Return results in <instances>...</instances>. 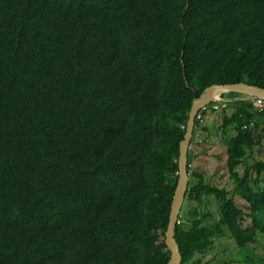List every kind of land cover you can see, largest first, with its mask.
<instances>
[{
    "label": "trees",
    "instance_id": "16d2710c",
    "mask_svg": "<svg viewBox=\"0 0 264 264\" xmlns=\"http://www.w3.org/2000/svg\"><path fill=\"white\" fill-rule=\"evenodd\" d=\"M239 83L264 89V0H0V264H167L192 102ZM222 98L232 192L188 150L180 264L226 236L264 264V159L247 163L264 107Z\"/></svg>",
    "mask_w": 264,
    "mask_h": 264
},
{
    "label": "rangeland",
    "instance_id": "374dc122",
    "mask_svg": "<svg viewBox=\"0 0 264 264\" xmlns=\"http://www.w3.org/2000/svg\"><path fill=\"white\" fill-rule=\"evenodd\" d=\"M231 110L227 108L224 111V115L229 116ZM222 112L218 111L215 113L208 114L204 122L201 123L200 129L196 132L195 138L189 149L196 156L195 167H198L199 171L202 172L203 178L206 183L217 187H225L231 194L232 182L228 180V174L223 169L224 162L226 159V142L230 137L234 135V132L227 130V135L225 139L222 137L221 119ZM260 132L263 133V140L261 146L255 147L252 151L249 159L248 165L253 164L256 161H261L264 159V127L263 123H260L259 128L255 130V134L258 135ZM193 137L191 138L192 141ZM241 173V171H240ZM208 205L201 208L202 214H210L211 220H217V205L212 198L207 199ZM236 202H239L236 199ZM193 203H188L183 205L181 213L184 216L189 210V207H193ZM259 241L264 244V239L260 237ZM254 249V251L260 256L263 253V245H253L249 249ZM249 251L247 248L242 251V257L238 253V248L236 247L234 241L229 237H223L221 239H215L214 245L203 255H196L194 260L200 262V264H243L244 256Z\"/></svg>",
    "mask_w": 264,
    "mask_h": 264
},
{
    "label": "water",
    "instance_id": "95a60500",
    "mask_svg": "<svg viewBox=\"0 0 264 264\" xmlns=\"http://www.w3.org/2000/svg\"><path fill=\"white\" fill-rule=\"evenodd\" d=\"M228 93L242 95L247 98H258L264 100V89L249 86L244 83L235 85L211 86L205 89L198 98L193 100L186 123L185 134L183 136V140L179 144V157L177 161V182L171 201L168 226L164 234L165 246L170 253L169 261L167 264L181 263V256L179 254L178 246L175 243L173 236L176 220L181 211L185 194L187 192V152L189 150V145L193 135L195 116L200 109L217 100L220 95ZM214 94H217V97L215 99H212V96Z\"/></svg>",
    "mask_w": 264,
    "mask_h": 264
},
{
    "label": "clouds",
    "instance_id": "9594fccd",
    "mask_svg": "<svg viewBox=\"0 0 264 264\" xmlns=\"http://www.w3.org/2000/svg\"><path fill=\"white\" fill-rule=\"evenodd\" d=\"M222 95H223V94H222ZM222 95H220V96L217 98V100H215L214 102H211V103H221V104H214V105L219 106V109H218V110H213L214 112H218V111H222V110L226 109V106H227V104L229 103V101H228L227 99H223V98H222ZM244 97H245V96H244ZM242 100H244V101H246V100L250 101V102L252 103L253 107H255V108H257V109H261V108L264 107V100H262V99H258V98H247V97H245V98H243ZM256 100H261L262 105H261L260 107H256V106H254V102H255ZM222 105H224L223 108L221 107ZM224 111H225V110H224ZM197 113H198V112H197ZM196 115H197V114H196ZM195 117H196V116H195ZM177 220H178V218H177ZM177 220H176V222H177ZM175 226H176V225H175Z\"/></svg>",
    "mask_w": 264,
    "mask_h": 264
},
{
    "label": "built area",
    "instance_id": "2783aa9c",
    "mask_svg": "<svg viewBox=\"0 0 264 264\" xmlns=\"http://www.w3.org/2000/svg\"><path fill=\"white\" fill-rule=\"evenodd\" d=\"M262 105V102H261V100H256L255 102H254V106H256V107H260ZM222 108L224 107V105H222L221 106ZM204 108V107H203ZM202 108V109H203ZM219 109V106H217V105H212L211 106V110H218ZM199 118V117H198ZM177 224H179V221L177 220V222H176V225Z\"/></svg>",
    "mask_w": 264,
    "mask_h": 264
},
{
    "label": "bare ground",
    "instance_id": "6f19581e",
    "mask_svg": "<svg viewBox=\"0 0 264 264\" xmlns=\"http://www.w3.org/2000/svg\"><path fill=\"white\" fill-rule=\"evenodd\" d=\"M217 97V94H214L213 96H212V99H215Z\"/></svg>",
    "mask_w": 264,
    "mask_h": 264
}]
</instances>
